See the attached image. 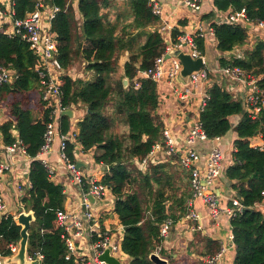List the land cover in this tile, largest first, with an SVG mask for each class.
<instances>
[{"label":"trees","instance_id":"trees-1","mask_svg":"<svg viewBox=\"0 0 264 264\" xmlns=\"http://www.w3.org/2000/svg\"><path fill=\"white\" fill-rule=\"evenodd\" d=\"M59 11L50 21L57 41V59L64 72L60 76L62 104L70 108L78 103L86 108L77 122L75 141L82 150L93 149L94 161L111 165L101 178L114 196L110 218L123 227L122 251L128 264H153L149 254L161 243L159 224L167 218L180 220L191 198L189 172L176 158L148 163L140 169V161L152 146L164 143L163 120L158 113L157 84L150 78L137 77L138 71L151 67L166 47L159 31L161 20L151 11L149 0H45ZM36 0H11L12 19H22L34 10ZM219 11H240L251 21H264V0H213ZM184 25V21H179ZM216 48L232 52L248 40V28L227 22L213 25ZM181 31L174 28V40ZM204 53L203 38H196ZM128 51L123 75L116 76L121 54ZM38 58L20 35L0 30V66L13 71L10 83L0 84V104L10 119L0 123V134L6 145L20 141L30 158V187L20 198L25 210H33L35 220L29 228L27 254H41L42 264H74L66 259L62 228L56 220L58 209L66 210L68 197L61 183L49 178L42 162L36 158L50 120L51 108L41 99L36 74ZM79 63L90 73L86 80L73 79L66 72ZM218 67H240L257 78L264 97V40L258 38L250 50L239 56H221ZM128 84L123 85L122 79ZM210 98L199 118L208 137H222L232 128L230 118L238 115L237 138L231 153L232 163L225 177L233 181L231 188L248 208L230 219L235 247L234 264H264V214L251 208L264 190V150L253 147L250 138L260 134L264 139V107L254 117L244 110L243 100L216 82L208 89ZM38 95V103L32 105ZM70 119L60 115L58 132L69 131ZM17 131V137L13 135ZM65 154L75 162L74 143L66 142ZM244 179H247L244 181ZM250 207V208H249ZM20 227L11 214L0 216V255L9 256V244L19 241ZM191 251L201 257L218 252L220 243L198 233L190 243ZM162 253V251H161ZM191 264H205L202 260Z\"/></svg>","mask_w":264,"mask_h":264},{"label":"built area","instance_id":"built-area-1","mask_svg":"<svg viewBox=\"0 0 264 264\" xmlns=\"http://www.w3.org/2000/svg\"><path fill=\"white\" fill-rule=\"evenodd\" d=\"M177 2L194 11H197L200 4V0H177ZM149 5L151 11L158 15L161 20L159 31L166 39V47L163 54L154 60L151 67L138 72L141 74V77L152 79L157 84V87L159 85L169 86L172 89L176 101L179 103L185 104L195 97L197 99V107L196 115L190 119L189 128L183 136L180 142L181 144H178L177 139L171 134L169 124L166 125L163 122L164 143H155L145 157L140 161H136L141 165L140 169H144L148 163L156 164L174 157L181 167L188 170L192 193L191 198L187 202V210L180 220L191 222L192 231H200L202 229L201 221L203 216L194 208L193 203L195 200L202 202L207 211L208 218L214 221H217L221 216H227L231 219L248 208L241 202L234 190V194L228 196L220 195L216 191V185L224 172L223 154L220 148L214 144L220 137H208L199 118L200 112L204 110L210 98L208 89L214 82L221 84L219 80L222 77L232 85L242 83L245 87V94L243 96L244 110L253 117L264 107V97L257 86V78L246 74L240 67L216 66L211 68L207 66L205 55L196 42V38L202 39L205 35L204 28L201 24L194 26L190 31L181 29V34L173 40L171 38V31L177 26H174L170 23L169 19L163 16L161 0H149ZM58 11L59 8L57 6L47 3L45 0H36L34 10L27 13L22 19H12L11 30H6V33L9 35L17 34L25 39L29 48L37 56L38 61L35 70L39 80L41 99L46 103V106L51 108L50 120L44 132L43 143L40 146L36 158L42 162L49 178L52 180L55 173L54 168L43 156L51 150L57 132L59 134L61 158L66 165L67 171L71 174L73 181L77 183L81 191L80 203L85 207L83 216L78 215L74 210H70L69 208L66 210L58 209L56 211V220L62 228L61 237L67 249L65 258H72L74 264H107L99 256L105 249L109 248L110 253L120 260L122 264V261L126 259V254L121 249L124 227L121 225L119 229L115 230L101 228L99 217L95 214L91 207V202L88 199V195H91L95 200L102 202L108 195H112L111 189L101 179L86 176L79 168L75 167V162L69 161L65 154L66 142L70 141L75 134L73 135L69 131L64 134L58 132L59 116L62 111L69 109L63 106L61 101L62 89L60 87V76L64 72V69L57 59V41L55 34L50 30L47 23L51 21ZM223 22L242 25L256 24L257 27L264 28V21H251L247 18L244 9L229 12ZM211 31H213L214 35L213 28ZM172 49H183L193 59L198 57L202 58L203 66L190 73L187 83H182L180 80V71L182 68L180 61L175 57L165 58V55ZM12 79L13 71L4 66H0V84L10 83ZM224 88L229 92L232 90L230 85L226 86L225 84ZM204 141H209L213 145L202 156L194 148V145L197 142ZM252 146L264 150V146L262 145ZM6 147L10 151H15L19 147L25 153L18 139ZM9 168V163L0 162V184ZM29 187L30 183L27 188ZM20 189L21 187H19ZM65 192L67 191L63 188V193L65 194ZM260 195L261 199L254 202L251 208L259 210L264 214L262 211L264 209V190L260 192ZM5 210H7V205L0 191V213ZM173 224L170 218L165 219L159 224V236L161 239L167 237L169 229ZM86 237L90 241V254L83 256L77 252V248L78 243L85 241ZM219 243L220 248L218 252L202 259L205 264H221L220 259L224 252L233 244L232 233L228 232L223 239L219 240ZM9 247L12 253H14L17 244L11 243ZM154 252L164 257L161 255L160 245L156 247ZM28 258L31 260L37 259L41 262L42 255L36 254L34 258L28 255ZM125 264L128 263L125 262Z\"/></svg>","mask_w":264,"mask_h":264},{"label":"crops","instance_id":"crops-1","mask_svg":"<svg viewBox=\"0 0 264 264\" xmlns=\"http://www.w3.org/2000/svg\"><path fill=\"white\" fill-rule=\"evenodd\" d=\"M123 2L124 0H118ZM78 0H74L72 5L77 7ZM162 7L161 11L163 16L169 19L170 23L177 26L179 30L190 31L194 26L201 24L204 28V55L208 67H216L218 59L231 53L240 55L244 50H250L254 46V43L258 38L264 40V28L257 27L256 24L248 28V40L242 47L235 48L232 52L222 53L216 48V39L213 35V25L220 23L225 20V17L230 11H219L215 8L213 0H200L199 8L197 11L190 10L185 6L179 4L177 0H161ZM179 21H184V25H180ZM50 28V22H47ZM12 27V14H11V0H0V30L6 29L11 30ZM166 41V39H165ZM129 52L124 51L118 61L117 75H123V65L128 59ZM73 79L81 78L88 79L90 73L85 69L83 63H79L72 67L66 72ZM137 77H141L139 72ZM225 80V81H224ZM223 85L226 84L232 87L230 93L235 97H239L243 100L245 94V87L242 83L230 84L227 80L222 77L219 80ZM128 84V79H127ZM159 93V104L158 113L160 114L163 122L169 124L171 134L177 139L178 144H181L183 136L186 134L190 119L196 115L197 99L193 97L189 102L183 104L176 101L172 89L167 85L158 86ZM69 109L72 110V117L70 119L69 133L75 134L77 132V122L83 118L86 112V108L78 103L71 106ZM60 117V116H59ZM10 119L7 108L0 104V123ZM239 116L234 115L230 118L232 122V128L228 133L215 142L223 154L224 158V172L219 178L216 185V191L220 195L228 196L234 194L233 189L226 184L228 179L225 177L226 167L232 163L231 153L233 151L234 140L237 138L236 131L234 130L235 124L238 121ZM13 135L17 137V131L13 130ZM56 132L54 141L52 143L51 150L43 156L54 168V177L52 181L61 183L65 189V195L68 197L66 207L70 210H74L78 215L83 216L82 205H81V191L77 183L73 181L71 174L67 171L66 165L61 158L59 150V137ZM252 145L264 146V139L260 135L252 136L250 139ZM71 143H74L75 161H80L81 165L79 169L86 176H93L96 179H101L105 169V165L98 164L93 158V149L83 151L79 143L75 141V136L70 139ZM213 143L209 141L197 142L194 148L198 150L200 155L205 153L211 148ZM3 143L2 136L0 134V162L9 163L10 168L4 174L2 182L0 184V191L2 192L3 198L7 205L8 214L12 216L17 214L23 209L20 198L25 193L29 180L28 170L30 158L17 147L15 151H10ZM19 187L21 189L19 190ZM114 196L108 195L104 201L94 200L91 202L96 215L99 217L101 228H110L112 230L119 229L121 224L113 218H110L111 211L113 209ZM194 208L199 211L203 216L202 229L200 231L191 230V222L178 220L169 229L167 237L161 239L160 248L161 255L168 258V264H191L197 260H202L204 257L194 254L191 251L190 243L194 240L195 234L198 233L202 236L208 237L214 240H221L228 233L231 232L230 218L227 216H221L217 221L210 220L207 216V211L200 200H195L193 203ZM264 212V209L262 210ZM17 244V243H16ZM90 241L86 237L85 241L78 243L77 252L83 256H88ZM13 254V253H12ZM235 247L234 244L230 245L229 248L224 252L220 259L221 264H234ZM8 256L0 255V264H5V259ZM129 256L126 254L124 262L129 261ZM203 261V260H202ZM39 264H42L39 261Z\"/></svg>","mask_w":264,"mask_h":264},{"label":"water","instance_id":"water-1","mask_svg":"<svg viewBox=\"0 0 264 264\" xmlns=\"http://www.w3.org/2000/svg\"><path fill=\"white\" fill-rule=\"evenodd\" d=\"M247 28L252 27L251 24L245 25ZM237 54L231 53L230 56H234ZM225 56V55H223ZM228 56V55H227ZM239 56V55H237ZM175 57L181 63V71H180V80L182 83H187L188 77L192 71L198 70L203 66V61L201 57L193 59L189 53L184 51L183 49H172L165 55V58ZM122 83L124 86L127 85V78L122 79ZM61 115H67L68 117H72V110L66 109L61 112ZM135 164L138 168H141V165L138 161H135ZM81 165L80 161H75V167L79 168ZM111 165H107L103 168L109 169ZM247 179H244L246 181ZM233 181L228 180L226 184L231 186ZM88 199L90 202H94V197L88 195ZM82 211L85 212V207L82 206ZM8 210H5L0 213V216L6 215ZM35 220V215L33 210H21L16 215L13 216V221L20 227L19 229V241L17 243V248L15 252L5 259V264H39L37 259L31 260L28 258L27 254V243L29 237V228L31 223ZM100 259L104 260L107 264H121L120 260L114 257L109 248L105 249V251L99 256ZM149 259L153 262V264H168V258L161 257L155 252H151L149 254Z\"/></svg>","mask_w":264,"mask_h":264},{"label":"rangeland","instance_id":"rangeland-1","mask_svg":"<svg viewBox=\"0 0 264 264\" xmlns=\"http://www.w3.org/2000/svg\"><path fill=\"white\" fill-rule=\"evenodd\" d=\"M116 76H118V75L116 74ZM34 95H35L36 98H35V100L32 101V105L33 104L35 105V104L38 103V95L35 94V93H34ZM22 210H25V209L23 208ZM122 264H125L124 260L122 261ZM183 264H185V263H183Z\"/></svg>","mask_w":264,"mask_h":264}]
</instances>
